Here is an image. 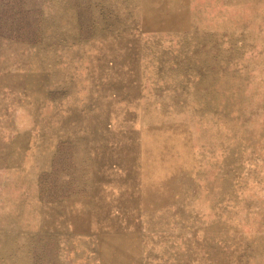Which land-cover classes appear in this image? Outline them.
Listing matches in <instances>:
<instances>
[{
    "label": "rangeland",
    "instance_id": "rangeland-1",
    "mask_svg": "<svg viewBox=\"0 0 264 264\" xmlns=\"http://www.w3.org/2000/svg\"><path fill=\"white\" fill-rule=\"evenodd\" d=\"M39 8L0 43V264H264V0Z\"/></svg>",
    "mask_w": 264,
    "mask_h": 264
},
{
    "label": "trees",
    "instance_id": "trees-1",
    "mask_svg": "<svg viewBox=\"0 0 264 264\" xmlns=\"http://www.w3.org/2000/svg\"><path fill=\"white\" fill-rule=\"evenodd\" d=\"M43 0H0V43L4 38L21 39L36 28Z\"/></svg>",
    "mask_w": 264,
    "mask_h": 264
},
{
    "label": "bare ground",
    "instance_id": "bare-ground-1",
    "mask_svg": "<svg viewBox=\"0 0 264 264\" xmlns=\"http://www.w3.org/2000/svg\"><path fill=\"white\" fill-rule=\"evenodd\" d=\"M254 11V10H253ZM174 18H176V16H174ZM107 38V37H106ZM112 40V39H111ZM114 40V39H113ZM119 40V39H118ZM120 43V42H119ZM122 44H124V43H122ZM95 46V45H94ZM122 47V46H121ZM99 48H101V47H99ZM122 49V48H121ZM114 50V49H113ZM116 53H117V51H115ZM126 52V51H125ZM106 53V52H105ZM114 53V52H113ZM121 53H122V51H121ZM124 53V52H123ZM119 54V53H118ZM27 55V54H26ZM25 55V56H26ZM131 55V54H130ZM115 56H116V54H115ZM124 57V56H123ZM131 57V56H130ZM12 59V58H11ZM121 59V58H120ZM92 60V59H91ZM118 60V59H117ZM116 60V61H117ZM130 60V59H129ZM132 60V59H131ZM12 61H14V60H12ZM16 62V61H15ZM14 63V62H13ZM12 63V64H13ZM114 63V62H113ZM102 64V63H101ZM110 64V63H109ZM18 65V64H17ZM13 66V65H12ZM108 66V65H107ZM117 66V65H116ZM128 66H130V65H128ZM10 68V67H9ZM107 68V67H106ZM7 70H8V68H6ZM98 69V68H97ZM102 69H103V67H102ZM123 69H124V67H123ZM5 70V69H4ZM24 70V69H23ZM110 70V69H109ZM128 70V69H127ZM27 71V70H26ZM31 71V70H30ZM111 71V70H110ZM39 72V71H38ZM43 72V71H42ZM96 72H98V71H96ZM41 73V72H40ZM49 73V72H48ZM117 73H119V72H117ZM123 73V72H122ZM126 73V72H125ZM25 75V74H24ZM109 75V74H108ZM119 76V75H118ZM117 76V77H118ZM121 76V75H120ZM95 77V76H94ZM113 77H115V76H113ZM46 78V77H45ZM33 79V78H32ZM47 79V78H46ZM61 79V78H60ZM84 79V78H83ZM100 79V78H99ZM119 79V78H118ZM48 80V79H47ZM94 80V79H93ZM109 80V79H108ZM112 80V79H111ZM50 81V80H49ZM63 81V80H62ZM81 81H83V80H81ZM94 81H96V80H94ZM11 82V81H10ZM109 82V81H108ZM119 82H120V80H119ZM83 83V82H82ZM110 83V82H109ZM79 84H81V83H79ZM101 84V83H100ZM27 85V84H26ZM104 85V84H103ZM115 85V84H114ZM37 86V85H36ZM35 86V87H36ZM85 86V85H84ZM87 86V85H86ZM85 86V87H86ZM116 86V85H115ZM29 87V86H28ZM34 87V88H35ZM79 87H81V86H79ZM108 87V86H107ZM109 87H111V86H109ZM114 87V86H113ZM82 88V87H81ZM96 88V87H95ZM85 89V88H84ZM104 90V89H103ZM81 91V90H80ZM97 91V90H96ZM106 91V90H105ZM123 91V90H122ZM83 92H84V90H83ZM95 92V91H94ZM107 92V91H106ZM114 92V91H113ZM117 92V91H116ZM102 93V92H101ZM88 94V93H87ZM113 94V93H112ZM120 94H123V93H120ZM92 95V94H91ZM33 96V95H32ZM108 96V95H107ZM119 96V95H118ZM37 97V96H36ZM91 97H93V96H91ZM103 97V96H102ZM34 104V103H33ZM35 105V104H34ZM95 113V112H94ZM31 139V138H30ZM32 139H33V136H32ZM31 144V143H30ZM95 152V151H94ZM180 153V152H179ZM94 154V153H93ZM182 154V153H181ZM184 154V153H183ZM91 157H92V155H91ZM180 157H181V155H180ZM182 158V157H181ZM92 164V163H91ZM175 175V174H174ZM166 177H167V175H166ZM163 178V177H162ZM161 179V178H160ZM165 179V178H164ZM174 179V178H173ZM177 180V179H176ZM156 181V180H155ZM173 183V182H172ZM162 184V183H161ZM168 185V184H167ZM161 187V186H160ZM163 187V186H162ZM165 188V187H164ZM170 191V190H169ZM160 191H158V193H159ZM170 194V193H169ZM160 195V194H159ZM164 196V195H163ZM91 197V196H90ZM161 197V196H160ZM91 199V198H90ZM83 201V200H82ZM85 201V200H84ZM83 201V202H84ZM68 202V201H67ZM82 202V203H83ZM161 202V201H160ZM68 204V203H67ZM73 204V203H72ZM148 207H149V205H147ZM151 206V205H150ZM87 208V207H86ZM68 209V208H67ZM43 210V209H42ZM70 210V209H69ZM68 210V211H69ZM82 210V209H81ZM45 212V211H44ZM71 212V211H70ZM69 212V213H70ZM79 212H81V211H79ZM75 213V212H74ZM77 213V212H76ZM46 214V213H45ZM78 214V213H77ZM84 214V213H83ZM153 214V213H152ZM144 215H146V214H144ZM50 216V215H49ZM84 216H85V214H84ZM47 218V217H46ZM71 221V220H70ZM74 223V222H73ZM70 224V223H69ZM155 224V223H154ZM157 224V223H156ZM73 225H75V224H73ZM74 232H75V230H74ZM102 233V232H101ZM106 233V232H105ZM114 234V233H113ZM116 234V233H115ZM123 234V233H122ZM133 234V233H132ZM135 234V233H134ZM141 234V233H140ZM119 235H121V234H119ZM124 235V234H123ZM139 238V237H138ZM140 241V240H139ZM141 243V242H140ZM139 244V243H138ZM129 245V244H128ZM121 246V245H120ZM120 246H117V247H120ZM122 247V246H121ZM133 247V246H132ZM123 248V247H122ZM122 248H121V250H122ZM134 248V247H133ZM138 248H139V245H138ZM120 249V248H119ZM113 250V249H112ZM115 250V249H114ZM118 250V249H117ZM137 250V249H136ZM100 251V250H99ZM139 251V250H138ZM100 253V252H99ZM124 253V252H123ZM138 253V252H137ZM102 255V254H101ZM101 255H99V256H101ZM125 255V254H124ZM123 255V256H124ZM123 256H121L122 258H123ZM115 257V256H114ZM113 258V257H112ZM121 258V259H122ZM120 259V260H121ZM119 260V259H118Z\"/></svg>",
    "mask_w": 264,
    "mask_h": 264
}]
</instances>
